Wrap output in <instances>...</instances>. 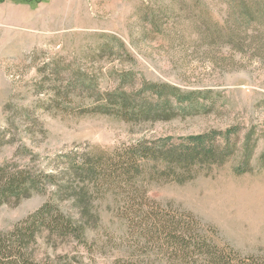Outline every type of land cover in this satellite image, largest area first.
I'll return each instance as SVG.
<instances>
[{"label": "rangeland", "instance_id": "rangeland-1", "mask_svg": "<svg viewBox=\"0 0 264 264\" xmlns=\"http://www.w3.org/2000/svg\"><path fill=\"white\" fill-rule=\"evenodd\" d=\"M263 7L264 0H0V167L56 175L59 183L0 205V233L48 202L69 217L79 213L58 188L62 181L86 188L64 177L67 156L79 163L143 140L236 129L223 163L184 184L148 185L134 214L125 215L112 192L95 195L99 220L85 240L44 232L36 263L199 264L198 254L159 251L136 227L154 204L199 222L239 259L264 264ZM146 83L200 93L210 112L125 121L95 110L110 94L139 95ZM247 143L253 157L243 165Z\"/></svg>", "mask_w": 264, "mask_h": 264}, {"label": "trees", "instance_id": "trees-1", "mask_svg": "<svg viewBox=\"0 0 264 264\" xmlns=\"http://www.w3.org/2000/svg\"><path fill=\"white\" fill-rule=\"evenodd\" d=\"M200 95L197 92H183L168 84L146 83L139 95L130 97L124 92L110 94L106 104L96 106L95 110L114 114L125 121L160 117L169 119L176 115L198 116L210 112V108L201 103ZM151 96L156 97L154 100L151 98L152 102L148 101ZM235 132L236 129H232L176 140H143L117 149L112 155L105 152L87 153L79 163L76 158L65 157L69 160V167H66L64 177H69L68 181L74 178L86 186L78 191L69 190L65 188L66 182L62 181L63 186L58 187L65 195L72 197L73 207L79 212L74 216L75 220L65 215L53 202L44 204L11 232L0 233V264H37L34 248L38 237L44 232L60 239L84 241L88 227L99 220L93 202L95 195L101 197L112 192L124 202V209L127 210L123 213L134 214L146 199L145 188L148 185L160 181L184 184L195 179L205 168L223 163L236 148L233 143ZM218 139H222V147ZM249 146L245 151L243 149V165L249 164L253 157V149ZM55 179L56 175L39 171L0 167V205L43 192L47 185L59 186ZM158 206L153 204L150 213H145V223H137L136 227L155 240L159 251H164L163 246H167L177 255L182 253L185 259L198 254L201 260L199 264H260L253 258L241 260L234 251L217 245L198 228L199 222L194 219H187L183 214L173 217L165 212L168 210ZM147 215L151 216V220Z\"/></svg>", "mask_w": 264, "mask_h": 264}]
</instances>
